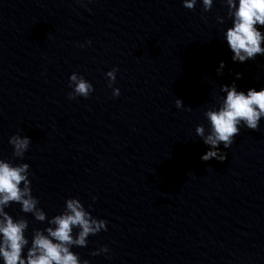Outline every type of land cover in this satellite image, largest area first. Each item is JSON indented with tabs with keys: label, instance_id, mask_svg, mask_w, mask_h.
<instances>
[{
	"label": "clouds",
	"instance_id": "clouds-1",
	"mask_svg": "<svg viewBox=\"0 0 264 264\" xmlns=\"http://www.w3.org/2000/svg\"><path fill=\"white\" fill-rule=\"evenodd\" d=\"M196 3L197 0H183V6L189 10H193ZM202 3L206 12L212 8L213 0H202ZM223 3L227 6L228 17L232 19V26L224 32V39L233 53L232 60L245 63L255 60L258 55L264 56V32L260 30L264 28V0H223ZM218 22L223 23V19L218 17ZM223 68L224 62L221 61L217 74H221ZM116 72L117 69L113 68L106 73L109 87L116 79ZM241 77L242 73L236 74V79ZM69 87L73 88L68 94L69 99L77 96L87 98L94 91L92 84L77 73L71 74ZM221 92L226 93V97L219 107L205 112L210 122V134L205 136L202 125L196 127V134L203 138L205 145L210 146L201 157L203 161L215 158L223 162L226 154L220 151L219 146L223 144L228 149L240 134L242 124L250 130H257L264 117V88L259 91L254 88L247 92L238 91L233 81L231 85H222ZM119 94V89L113 90L114 96ZM176 106L182 107L180 99L176 100ZM9 143L14 146L13 155L22 158L29 148L30 138L14 135L10 137ZM29 167L27 163L13 165L0 159V206L17 202L22 205L23 212H35L36 219L43 221L45 213L37 209L39 200L31 192ZM65 205L64 212L55 215L50 221L55 227L46 229L48 235L36 232L26 256L22 253L28 244L24 235L27 223H14L12 217L0 207V215L3 216V220H0V235L3 238L0 256L3 257V264H89L87 260L81 262L79 255L71 251L70 246H86L90 235L106 230L107 221L93 217L77 198L67 199ZM74 227L79 229L75 239L72 235ZM107 251L108 248L103 247L93 255Z\"/></svg>",
	"mask_w": 264,
	"mask_h": 264
}]
</instances>
